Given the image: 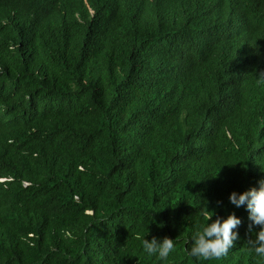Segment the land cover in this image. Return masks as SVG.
<instances>
[{
    "label": "trees",
    "instance_id": "16d2710c",
    "mask_svg": "<svg viewBox=\"0 0 264 264\" xmlns=\"http://www.w3.org/2000/svg\"><path fill=\"white\" fill-rule=\"evenodd\" d=\"M261 179L264 0H0V264H264ZM208 210L239 239L197 260Z\"/></svg>",
    "mask_w": 264,
    "mask_h": 264
},
{
    "label": "clouds",
    "instance_id": "9594fccd",
    "mask_svg": "<svg viewBox=\"0 0 264 264\" xmlns=\"http://www.w3.org/2000/svg\"><path fill=\"white\" fill-rule=\"evenodd\" d=\"M228 200L236 207L244 206L251 223L248 225V233L254 235L247 240L250 250L255 256L264 259V179L258 181V187L253 186L237 192L233 190L228 195ZM206 222L198 225L191 234L188 254L197 260H210L219 258L233 247L234 241L239 239L238 226L241 219L234 213L228 214L225 218L211 219L213 212L208 210L204 213ZM253 226H258L254 231ZM173 239L164 237L159 242L155 237L142 240V249L149 255H155L158 259L164 260L173 250Z\"/></svg>",
    "mask_w": 264,
    "mask_h": 264
}]
</instances>
